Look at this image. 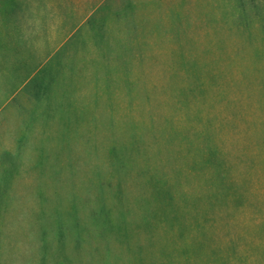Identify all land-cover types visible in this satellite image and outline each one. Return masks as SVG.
<instances>
[{
    "label": "rangeland",
    "instance_id": "obj_1",
    "mask_svg": "<svg viewBox=\"0 0 264 264\" xmlns=\"http://www.w3.org/2000/svg\"><path fill=\"white\" fill-rule=\"evenodd\" d=\"M0 264H264V0H0Z\"/></svg>",
    "mask_w": 264,
    "mask_h": 264
},
{
    "label": "crops",
    "instance_id": "obj_2",
    "mask_svg": "<svg viewBox=\"0 0 264 264\" xmlns=\"http://www.w3.org/2000/svg\"><path fill=\"white\" fill-rule=\"evenodd\" d=\"M96 11V7L91 9L90 15Z\"/></svg>",
    "mask_w": 264,
    "mask_h": 264
}]
</instances>
